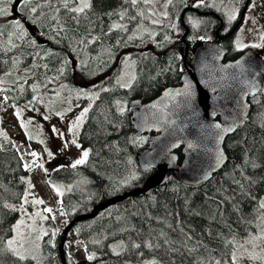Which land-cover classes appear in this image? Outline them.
Wrapping results in <instances>:
<instances>
[{
  "label": "trees",
  "instance_id": "16d2710c",
  "mask_svg": "<svg viewBox=\"0 0 264 264\" xmlns=\"http://www.w3.org/2000/svg\"><path fill=\"white\" fill-rule=\"evenodd\" d=\"M240 2L242 12L247 0ZM17 3L25 16L23 20L12 17ZM91 4L85 13L77 14L64 7V0H31L26 6L22 0H0V8L8 12L0 15V88L9 103L35 107L48 86L86 90L101 68L107 66V72L114 71L112 79L100 86L103 93L91 108L80 134L81 143L89 149L88 159L75 167L57 168L49 177L51 182L73 185L62 201L63 215L69 220L90 212L107 198L142 186L155 173L154 169L141 170L136 163V155L148 145L150 135L135 134L127 103L133 98L149 101L165 87L177 83L183 70L179 57L185 58L187 50L179 34L184 30L182 16L191 6L189 0H172L165 24L155 27L156 43L150 50H136L141 41L144 44L153 40L150 36L141 40L135 33L144 20L139 0L135 5L131 0H91ZM75 6L69 0V8ZM33 7L35 12L31 11ZM193 8L215 11L199 17L203 24L214 23V30L221 21H227L225 13L211 9V4ZM191 14L196 15L188 10L184 16L189 27ZM119 23L122 27H114ZM27 24L35 25L41 37L32 36ZM221 34L222 41L215 31L212 39L228 49L227 59L239 57L242 52L233 50L237 30L231 27ZM188 43L190 62L194 49ZM127 49L130 55L126 58L134 61L137 70L130 89L118 79L126 61L119 55ZM113 61L121 66L112 67ZM249 102L248 118L226 139L228 161L208 182L188 186L170 176L150 194L112 205L95 218L75 225L72 231L82 239L86 254L94 256L88 260L91 264H147L152 260L158 264H213L217 260L226 264L232 259L235 245L229 241L257 231V209L264 195V94L251 96ZM0 135L3 247L21 216L15 204L24 197L29 175L17 148L18 139L8 135L2 125ZM32 143L34 150L40 149L38 143ZM178 154L183 157L181 150ZM46 224L48 234L41 245L40 260L42 264H62L61 233L56 231L52 219ZM148 243L153 247L148 248ZM135 244L140 248H135ZM65 250L68 264H78L68 254L66 243ZM0 264H34V260L5 254L0 257Z\"/></svg>",
  "mask_w": 264,
  "mask_h": 264
},
{
  "label": "rangeland",
  "instance_id": "374dc122",
  "mask_svg": "<svg viewBox=\"0 0 264 264\" xmlns=\"http://www.w3.org/2000/svg\"><path fill=\"white\" fill-rule=\"evenodd\" d=\"M139 1L142 5L144 20L142 22L143 26H139L138 31L135 33L137 36H140L141 40H143V36H150L153 40L146 41L144 44L143 41H141V43L136 46V50H150L151 47H154V43H156L155 39L157 37L158 28L155 27L165 24L169 16L168 9L171 3H169V0H148L147 3H145L144 0ZM190 1L191 0H189V2ZM206 4H211L213 7L211 9H217L227 13V20L230 22H234L241 13L240 0H204L203 4H200L199 0H194L192 6L200 5L203 7ZM165 12L167 16L163 15ZM233 12L235 13V19H229V16L233 14ZM140 18L141 17H138L139 20ZM118 21H120V16L118 17ZM153 21H157V23H153ZM196 21L197 20L191 16L194 34H192L190 39H192L193 48L195 49L203 42L210 40L209 37L212 35V33L204 35L201 32L200 19L198 24L194 23ZM118 25L121 24L119 23ZM263 35L264 0H251L245 13L242 26L237 31L234 40V50L240 51L249 45L255 47L258 45L257 49L260 48L263 44ZM201 37H203V39H201ZM132 39L133 42H135L134 37H132ZM237 44L241 45V47H237ZM85 55L86 54L83 53L81 57L84 62L86 61ZM122 55L124 59L128 57L130 55L129 49L123 51L119 56ZM130 59L126 58L125 63L122 62L123 71L122 74L118 76V79H120L123 85H130L136 80V66L134 61ZM105 60L106 58L101 60V62ZM117 61H113L111 66L115 67L119 65V63L116 64ZM119 66H121V63ZM106 67L107 66L101 68L99 73L97 72L96 75L90 79L91 88L87 90L79 91L65 86L56 88L48 86L43 94L39 96L38 104L35 107L32 105L22 106L9 103L4 99V93L0 88V125L3 126L8 135L18 139L17 147L29 168L27 188L24 194V197L27 196L28 202L25 203L23 197L22 201L19 204H15V206L21 212V216L17 223L21 220L24 221V224L21 225V231L24 233L25 237H27L25 247L28 249V252L25 253V255L28 258L35 256L36 259L34 260V264H42V260H40L42 256L41 245L45 237L44 232L46 231L48 234L47 220L52 219L53 223L56 224V231L62 235L65 227L77 217L69 220L63 215V196L72 191L73 185L70 182H51L49 177L55 169L62 165L73 167L77 160L83 158L84 151L89 152L88 148L82 146L79 138L83 130V125L87 120L86 117L89 110L79 126L74 127V124L84 109H90L97 98L99 90L93 86L100 87L112 79L110 75L113 74L114 71L111 70L107 72L105 69ZM17 111L20 113L19 116L16 114ZM45 117H47V119H45ZM73 141H75V143H73ZM32 142L38 143L40 149L34 150L32 148L34 145ZM33 152L37 155H31ZM61 157L64 159L59 163H53L54 160L56 161ZM40 165H42V167ZM57 189H59V192ZM35 200H42L44 203L35 204L33 202ZM262 200H264V195ZM122 203L123 202H121V204ZM98 204L99 203L96 205ZM49 208L52 210L51 212L45 211V209ZM37 212L40 213L39 216L36 215ZM42 216H46L48 219H41ZM261 227L262 224L259 219L257 231L245 238L236 239L233 253L236 259L233 260L232 256L229 262L224 263L264 264V239L248 243L251 237L261 234ZM72 229L69 230L65 240L68 246V254L78 264H91L89 262L90 260L88 261L87 259L88 255L86 254L82 239L72 231ZM14 235L15 231L11 238ZM37 237L42 238L37 239ZM241 245H243V247H241ZM213 264H215V262Z\"/></svg>",
  "mask_w": 264,
  "mask_h": 264
},
{
  "label": "water",
  "instance_id": "95a60500",
  "mask_svg": "<svg viewBox=\"0 0 264 264\" xmlns=\"http://www.w3.org/2000/svg\"><path fill=\"white\" fill-rule=\"evenodd\" d=\"M248 2L244 7L246 11ZM191 8H188L189 10ZM182 21H184V14ZM14 17L24 19L13 8ZM34 36L40 31L28 26ZM185 64L188 59V43ZM227 51L219 44L206 42L198 46L190 67L181 77L182 84L165 88L156 98L129 104L137 135L153 134L147 148L137 155L141 170L155 169L144 184L123 194L107 198L90 212L78 215L64 229L59 251L62 264H68L65 240L70 229L81 221L91 220L112 205L150 194L164 185L169 175L190 186L209 181L228 161L225 141L234 134L250 112L249 97L264 93V58L252 49L235 60L224 61ZM219 124L220 128L215 125ZM224 128H232L223 132ZM191 145V147H190ZM182 149L183 158L177 151ZM221 154L223 158L221 159Z\"/></svg>",
  "mask_w": 264,
  "mask_h": 264
},
{
  "label": "snow or ice",
  "instance_id": "6c2138e0",
  "mask_svg": "<svg viewBox=\"0 0 264 264\" xmlns=\"http://www.w3.org/2000/svg\"><path fill=\"white\" fill-rule=\"evenodd\" d=\"M31 2V0H22V3L23 5H28L29 3ZM72 3H75L76 6L75 7H71L69 8V0H64V7L66 9H68L70 12H73V13H77V14H82V13H85V11L87 9H90L92 7V4H91V0H71ZM145 3L148 2V0H144ZM131 3L133 5H135L137 3V0H131ZM169 3H171V0H169ZM199 3L200 4H203L204 3V0H199ZM32 12H35L36 11V8L33 7L31 9ZM8 12H7V9H4V8H0V15H7ZM141 15H143V13H141ZM163 15L167 16V13H163ZM73 19H76V17H73ZM229 19H235V13L233 12V14H231L229 16ZM153 23H157V21H153ZM196 24H198L199 22L196 21L194 22ZM16 25L18 26L19 25V21H16ZM114 27H122L121 25H114ZM174 27V25H173ZM201 39H203V37H201ZM237 47H241V45L237 44ZM258 47V45H257ZM62 71V69H61ZM124 87H130V85H123ZM34 90H35V87H34ZM5 100L8 99V97H4ZM117 103H119V101H117ZM89 109L85 108L84 111L81 113L80 117H78L76 123L74 124V127L76 126H79V124L83 121L84 119V116L85 114L88 112ZM121 111H123V109H121ZM17 116H19V111H17ZM45 119H47V117H45ZM216 128H220V125L217 124L215 125ZM233 129L232 128H224L222 131L227 133V132H230L232 131ZM73 143H75V141H73ZM191 147V145H190ZM31 155L33 156H36L37 154L36 153H31ZM89 156V152L88 151H84L83 152V158L82 159H79L75 162V164L73 165V167H75L76 165H79V164H83L86 162L87 158ZM221 159L223 158L222 154H221ZM42 167V165H40ZM133 179H135V177H133ZM57 191L59 192V189H57ZM24 202L27 203L28 200H27V196L24 197ZM35 204H43L44 202L42 200H35L33 201ZM6 207H9L11 208L12 206L11 205H6ZM45 211L47 212H51L52 210L49 208V209H45ZM257 211L260 213V216H259V219L261 221V224H262V227H261V234L259 236H253L251 237L249 240H248V243H252L253 241L255 240H261V239H264V200H261L258 204V209ZM37 216L40 215L39 212L36 213ZM41 219H48V217L46 216H42ZM24 224V221L21 220L20 222H18L15 226H14V231H15V235L8 239L6 241V244L3 246V247H0V257H3L5 254H11L12 256L20 259V260H25L27 259L28 257L25 255V253L28 252V249L25 247L26 243H27V237H25L24 233L21 231V225ZM44 235H47V232L45 231L44 232ZM53 235H55V232L53 233ZM42 237H37V239H40ZM229 243H232L233 245H235V241H229ZM38 247V245H37ZM135 248H140V245L139 244H135L134 245ZM147 247L148 248H152L153 245L151 243H148L147 244ZM241 247H243V245H241ZM33 260L36 259L35 256H32L31 257ZM254 258V257H253ZM88 260H92L94 259V256L93 255H89L87 257ZM236 259V256L235 254L233 255V260ZM147 264H158V262L156 260H152V261H149L147 262ZM215 264H220V261H215Z\"/></svg>",
  "mask_w": 264,
  "mask_h": 264
},
{
  "label": "flooded vegetation",
  "instance_id": "af4514ba",
  "mask_svg": "<svg viewBox=\"0 0 264 264\" xmlns=\"http://www.w3.org/2000/svg\"><path fill=\"white\" fill-rule=\"evenodd\" d=\"M250 1L251 0H247V2H248V5H249V3H250ZM246 2V3H247ZM246 5V4H245ZM215 10H217V9H215ZM191 11H193L196 15H194L196 18H198V19H201V18H199L200 17V15L201 14H214V10H211V11H206V12H200L198 9H193V10H191ZM218 11H220V12H222L221 10H218ZM246 13V12H245ZM245 13H244V15H243V17H242V19H241V15L239 16V19L237 20V23L235 24V25H233V22H230V21H225L224 20V22H222L221 21V23H220V25H218V28H216L215 30H214V23H211V22H206L205 24H203L202 22H201V32L203 33V34H209V33H213V31H215V33H216V35L218 36V39L220 40V41H222V38H224V36H223V34H221L222 32H224V31H226V30H228L229 28H231V27H234V30L236 29L237 31H238V29L242 26V23H243V20H244V17H245ZM186 14V13H185ZM224 14V13H223ZM241 14V13H240ZM225 15V14H224ZM184 24V29H185V31H184V34L186 33V28H188L189 29V27H188V25H186L185 24V22L183 23ZM255 26L257 27V25L255 24ZM233 31V30H232ZM189 32H190V29H189ZM189 32H188V34H189ZM184 34H183V36H184ZM188 34H187V36H188ZM183 36H182V41H183ZM187 36H186V38H187ZM262 39H263V44H262V46L260 47V48H258V49H255L257 52H259V53H263L264 52V35L262 36ZM186 41H187V39H186ZM184 42V41H183ZM188 42V41H187ZM190 46V45H189ZM249 48H257V47H255V46H248V47H246L244 50H247V49H249ZM235 51V50H234ZM182 58H183V56L181 55L180 57H179V59H180V62H181V66H182V68H183V70H182V73H181V75H180V78H179V81L177 82V83H175L174 85H179L180 84V79H181V76H182V74H183V72L187 69V66H189L190 65V62H189V60L187 59V65L185 64V58H183V61H181L182 60ZM263 58H264V53H263ZM191 61V60H190ZM134 84V82H132L131 84H130V87H127V89H130L131 87H132V85ZM102 93H103V90H100L99 91V94L97 95V98L95 99V101L93 102V104H92V106L94 105V103L95 102H97L98 100H99V98L101 97V95H102ZM91 106V107H92ZM119 106V103H117L116 104V107H118ZM127 107H128V103H127ZM91 109V108H90ZM90 109H89V112H90ZM130 113V112H129ZM130 119H131V123H132V114L130 113ZM132 126H133V123H132ZM133 129H134V126H133ZM135 131V130H134ZM82 146H83V144H82ZM84 147V146H83ZM84 148H86V147H84ZM179 150H181V152H182V149L180 148ZM64 158L63 157H61L59 160L61 161V160H63ZM172 175V174H171Z\"/></svg>",
  "mask_w": 264,
  "mask_h": 264
}]
</instances>
